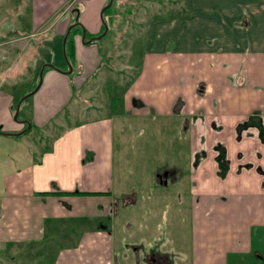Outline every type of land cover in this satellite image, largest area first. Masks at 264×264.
Listing matches in <instances>:
<instances>
[{
  "label": "crops",
  "instance_id": "obj_1",
  "mask_svg": "<svg viewBox=\"0 0 264 264\" xmlns=\"http://www.w3.org/2000/svg\"><path fill=\"white\" fill-rule=\"evenodd\" d=\"M69 1L58 0L56 6L47 7L45 0H0L2 130L13 126L10 109L17 78L32 73L34 57L43 59V43L50 44L53 37L57 48L70 22L67 11L79 10L85 32L96 34L100 30L99 12L106 0H72L77 2L72 9ZM128 1L117 0V4L125 7ZM155 3V8L176 15L154 20L161 23V30L150 36L142 66L123 93L121 109L113 112L119 118L128 114L135 119L151 116L164 121L161 131L169 156L177 161L157 167L152 175L154 185L148 191L152 193L146 194L151 200L149 214L139 217L136 211L144 202L137 189L114 190V131L117 126L122 133L125 120L113 123L108 116L72 124L70 130L69 125L54 135L48 148H39L38 159L2 177L0 264H137L139 252L144 250L138 235L125 241L126 261L120 263L110 255L115 225L110 228L97 222L103 216L112 220L113 213L123 218L121 224L139 231L154 230L160 236L189 230L191 250L196 253L192 264H229V255L240 256L235 264H264L260 249L264 239V0ZM36 6H41L46 17L49 13H53L52 18L61 13V17L51 18L46 28L31 32L27 18H34ZM47 33L50 39L45 38ZM33 39L39 41L37 56ZM79 39L81 32L73 39L80 72L71 81L82 89L93 78L87 76L93 68L91 74L99 72V54L94 47L80 46ZM19 59L27 60L24 71H20L23 66L17 68ZM61 78L67 81L50 73L48 84ZM39 91L34 95L45 92L40 100L45 103L34 102L31 112L37 125H42L49 117L45 107L57 93L52 86L48 93L42 86ZM135 105L142 109L135 111ZM254 120L256 124L243 129L238 139L239 126ZM14 125L18 128L13 131H19L21 125ZM239 140L242 142L235 145ZM217 144L225 149L223 176L219 172L224 167L219 169L214 150ZM182 168L191 172L187 183ZM162 170L170 174L166 185L155 179ZM181 205L191 206L190 215L179 214ZM164 246L163 250L150 251L163 255L168 263V253L175 247L169 238L155 247ZM129 255L133 261L127 262Z\"/></svg>",
  "mask_w": 264,
  "mask_h": 264
},
{
  "label": "rangeland",
  "instance_id": "obj_2",
  "mask_svg": "<svg viewBox=\"0 0 264 264\" xmlns=\"http://www.w3.org/2000/svg\"><path fill=\"white\" fill-rule=\"evenodd\" d=\"M5 1L9 2L10 0H4V2ZM45 1L48 2L47 7H54L57 5L55 1L58 0ZM71 1L72 0H70L69 3ZM157 1L160 2L162 0ZM135 2L137 11L132 14L131 25H129V22L128 25H124L123 28L118 26L119 21L122 19L120 16H122L124 13L123 9H125V7L122 4L118 5L117 0H115L112 11H114L116 14L114 13L115 19L110 25V33L103 39L101 38L98 41H93L90 45H83L79 39L78 43L80 46L83 45L82 47L84 48L94 47L95 52L99 54L97 55L99 59L97 72H99L97 75L91 74L94 70L93 68L92 72L90 73L91 75H87L93 78H89V82L86 83L85 87L82 89L77 88L74 85L75 83L71 81V78L75 75L77 76V73L80 72V64L77 62L73 63V67L71 66L73 72L71 71L70 74L63 73L68 71V66L64 60L61 50L62 39L59 45L57 44L56 48V45L52 43L54 38L52 37L50 39L51 35H49V33L46 34L45 38L50 39V41H48L50 44L43 43L42 45L41 49L43 59L34 57L33 61L31 60L33 65L32 73L25 72L24 76L17 78L19 86H15L16 88L13 89V94L14 96H17L22 91L28 90L31 87L32 82L33 84L35 80L38 82L37 76L40 67L47 63L53 64L57 69H59V71L51 68H45L42 75V85L40 86H42L43 89L45 88L46 92L49 91V88L52 86L53 90L57 93V96L54 101L49 102L48 106L45 107L48 109L49 117L44 119L42 124L44 126L37 125V123L34 121L31 112V106L34 102L45 103L44 99L40 101L41 98L45 96V92H42L38 97H36L34 94L39 91L38 89L33 94L34 96L32 95L29 97V99L25 100L20 107L18 114L19 120H30L35 125L41 126L43 130L41 129L39 131L35 128L30 129V125L29 130L20 136L0 135V186L2 184L1 180L5 172H10L11 170L18 168L20 165H24L26 163L30 164L35 161V159H38L40 153L39 148H42L43 146L48 148L52 143V138L54 135H59L64 130L66 131L67 126L70 125L68 128L70 130L71 127L73 128V126H71L72 124L84 123L85 121L96 118L109 116L111 119L113 118V123H117L120 121V118H122L125 120V130L121 131L122 133H120V130H118V127L116 126L114 131V156L112 169L114 190L119 189L123 190L124 192H133L132 188L137 189L138 193L144 196V202L140 203L139 206L141 207H137L136 211L139 212V217H142L143 215L147 217L151 207V200L148 201L146 199V194L152 193L151 191L148 192L154 185V183H152V175L155 173L157 167H163L165 164L170 166L172 162H176L177 160L172 159L173 155L171 157L169 156V145H167L168 142H166V139H164V133L161 131V128L164 124L163 119L156 118L153 120L151 116H141L135 119L134 116L128 114H123L119 118L116 113H113L117 112L116 110L120 108L119 105L118 107L114 105L113 98L118 96L120 97L121 94L126 92L127 88L131 85L132 81L138 74L140 66H142L143 54L141 55L138 51L143 50L144 53V49L148 44L147 42L150 36L155 35L156 32L161 30L160 22L153 20V22L150 23L152 20L151 18H154V14L157 12V9H155V0H135ZM76 5L77 2L72 1L71 7L69 8H75ZM40 8L41 6H36L33 19H30L29 16L27 18V29L31 32L37 31L39 28H46V26L50 24V19L52 18L53 13H49V17H46V12H42ZM71 11L72 10L67 11L66 13V15L69 14L68 16L70 17V22L74 16V13L70 14ZM59 17H61V13H56L52 19ZM9 19L10 17L7 15V20ZM30 23H32V25H29ZM146 24L147 27L145 28ZM138 27L140 29L139 34L132 38V36L135 35ZM134 30L135 32H133ZM164 31L165 29L162 30V33ZM162 33L161 36H165ZM38 42L39 41L33 39V46L35 48H37ZM132 43L133 45L131 47ZM17 46L21 47L22 45L20 42H18ZM39 48L40 46H38L37 50H34V56L39 55ZM21 54L22 53L19 52V55ZM18 64L20 66L17 65V68L22 69L23 66V69L20 71H24V65L27 64V60L19 59ZM50 73L57 78L59 76L66 77L67 81L64 83V80L61 78L56 81L51 80L50 84H48V77ZM19 78L21 79L20 81ZM25 79H27L26 83ZM130 95L128 96L130 97ZM133 109L135 111H139L142 109V107L139 108L135 105ZM46 112L44 111L43 114H46ZM43 114L40 118H43ZM12 121L13 126H6L5 132H15L13 130H17L18 127L14 125L17 122L14 121L13 118ZM20 125L19 131H22L25 128H23L25 125ZM241 142L242 141L240 140L235 141V145H238ZM164 146L167 147L166 151L164 150ZM182 171H184L183 180L185 183H187L188 176L191 174V172L188 173L183 168ZM140 186L142 187L141 189L143 192L139 191ZM119 208H123V206H119ZM178 212L181 215H185L184 212H187V214L190 215L191 206L189 207V205H181L178 207ZM132 214L133 213L130 215ZM111 217L112 220H109V216H103V219H99L97 223H101L103 225L107 224L110 228L115 225L113 231V249L110 252V255L114 254L118 262L122 263L123 260L126 261L124 257L125 241H127L128 238H133L134 236L138 235L144 250L139 252L140 261L137 264H148L149 262L146 260V258H148V255H150L151 251L156 252L166 248V246L161 247V249L159 247H155L156 244L162 243L164 238H169L172 241V245H174L175 249L172 253H168V263L163 261L159 264H192V256L196 253H193L191 250V235L189 230H185L183 234L178 233L172 237L160 236L159 233L154 230L139 231L138 229H135L134 226H128V224H125V222L121 224L123 218H121L120 215L113 213ZM179 231L180 230H178V232ZM260 249H263L264 251V239L261 240ZM114 256L111 257L112 260ZM239 257L240 256L229 255L228 258L231 259L229 264H235ZM130 261H133V258H131L129 255L127 262ZM195 264L198 263L195 262Z\"/></svg>",
  "mask_w": 264,
  "mask_h": 264
},
{
  "label": "trees",
  "instance_id": "obj_3",
  "mask_svg": "<svg viewBox=\"0 0 264 264\" xmlns=\"http://www.w3.org/2000/svg\"><path fill=\"white\" fill-rule=\"evenodd\" d=\"M107 1L108 0H106L105 1V3H104V5L107 3ZM154 1V0H153ZM115 3V0L113 1V3H112V5L109 7V8H107L105 11H104V13H103V18H104V20H105V22H106V24H107V26H108V31H107V33H106V35L105 36H103L102 37V39L103 38H105L109 33H110V25L113 23V21H114V19H115V12L114 11H112V7H113V4ZM135 0H129L127 3H125V12L123 13V15L122 16H120L122 19H121V21H119V25L118 26H120L121 28H123V26L125 25V26H127L128 25V23H129V25H131L132 23H131V21H132V14H134L136 11H137V8L135 7ZM167 3V2H166ZM155 9H157V8H155ZM157 12L154 14L155 16H154V18L152 17L150 20V23L153 21V20H155V19H168V18H170L171 16H175L176 15V13H173V12H170L169 10H167V9H160L159 10V7H158V9L156 10ZM74 13V14H73ZM72 14L74 15L73 16V19H72V21L71 22H69V24H68V26L70 25V24H72L73 22H74V17H75V15H76V13H75V10H74V12H73ZM115 13V14H114ZM78 21H80L79 20V18H78ZM149 21V20H148ZM149 23V24H150ZM67 26V27H68ZM149 26V25H148ZM147 27V24H146V26H145V28ZM145 28H144V30H145ZM139 27H138V29L136 30V32H135V30L133 31V32H135V35H133L132 36V38H134V37H136L138 34H139ZM80 28L79 27H75V28H73V29H71L70 30V33H69V35H68V38H67V41H66V45H65V51H66V57H67V60L70 62V64H71V66L73 67V63H75V54H74V42H73V38H74V36H77V35H79L80 34ZM103 32V26H102V24H100V30L98 31V33H96V34H91V33H89V32H87L86 31V37H85V40H87V39H90L91 37H94V36H97V35H99L100 33H102ZM128 35V34H127ZM132 45H133V43L131 44V47H132ZM58 48H59V46H58ZM134 49V48H133ZM138 52H140V54L142 55L143 54V50H141V51H138ZM72 72H73V70H72ZM38 77V76H37ZM30 79V78H29ZM35 82H36V80H35ZM34 82V84H33V82L31 83V87L28 89V90H24V91H22L21 93H19L17 96H14L13 97V102H12V108L10 109V114H11V116H12V114H13V111H14V108H15V105H16V102L18 101V99L22 96V95H24L26 92H28V91H31L34 87H35V85H36V83ZM133 82V81H132ZM86 85V84H85ZM85 85H83V87L82 88H84L85 87ZM41 87V86H40ZM40 89V88H39ZM122 95V96H121ZM120 95V97L118 96V97H114L113 98V103H114V105H116V107H118V105H120L119 103H121V101H123V94H121ZM29 99V98H28ZM27 100V99H26ZM24 103V102H23ZM117 111V110H116ZM19 119V118H18ZM30 121V120H29ZM253 123H255V120L253 121V122H250V123H246V124H242V125H240L239 126V130H243V129H246V128H249ZM256 124V123H255ZM30 125H31V128L30 129H32V128H35L36 130H39L40 131V129L39 128H37V127H35V125L30 121ZM25 126H23V128H24ZM1 130H2V127H1ZM3 131V130H2ZM264 140V139H263ZM214 150L216 151V160H217V164H218V166H219V169H221V167H224V170H221V172H219V175H221V176H223L224 175V173H225V171H226V167H227V160H226V157H225V149H224V147H223V145L222 144H217V145H215V147H214Z\"/></svg>",
  "mask_w": 264,
  "mask_h": 264
},
{
  "label": "water",
  "instance_id": "obj_4",
  "mask_svg": "<svg viewBox=\"0 0 264 264\" xmlns=\"http://www.w3.org/2000/svg\"><path fill=\"white\" fill-rule=\"evenodd\" d=\"M113 3V0H108L107 3L102 7V9L100 10L99 12V19L102 23V26H103V32L100 33L99 35L97 36H94V37H91L90 39H87L85 40V37H86V32H85V29L83 27V25L78 21V17H79V10L78 9H74L75 10V18H74V22L72 24H70L67 29H66V32L62 38V41H61V50H62V54H63V57H64V60L66 61V64L68 66V71L67 72H63V73H66V74H70L71 71H72V67H71V64L69 63V61L67 60V57H66V51H65V45H66V41H67V38H68V35L70 33V30L75 28V27H79L80 28V31H81V42L84 44V45H90L92 44L93 41H98L100 40L103 36L106 35L107 31H108V26L103 18V13L104 11L109 8ZM45 68H51V69H55L57 71H59V69H57L53 64H43L41 67H40V70L38 72V82L36 84V86L31 90V91H28L26 92L24 95H22L18 101L16 102V105H15V108H14V111H13V114H12V118L14 121H16L17 123L19 124H24L25 125V128L22 130V131H17V132H5V131H2L1 130V126H0V135H4V136H20L22 134H24L25 132H27L30 128V123L28 120H19L18 119V114H19V111H20V107L22 105V103L28 99L29 97H31L40 87L41 83H42V75H43V71ZM13 106H11L12 108ZM159 184H162V185H166V179L164 180H161L159 182Z\"/></svg>",
  "mask_w": 264,
  "mask_h": 264
},
{
  "label": "flooded vegetation",
  "instance_id": "obj_5",
  "mask_svg": "<svg viewBox=\"0 0 264 264\" xmlns=\"http://www.w3.org/2000/svg\"><path fill=\"white\" fill-rule=\"evenodd\" d=\"M248 128H246L245 130H247ZM241 132L242 130H239V128L237 129V138L240 139L241 137ZM263 175H264V172H263ZM170 176L169 172L168 171H160L158 173H156L155 175V179L157 180V182L159 183L161 180H164L166 179V184H167V181H168V177ZM146 260L148 262H153V264H159L160 262H163L164 260V257L163 255H160V254H157V256H155L154 253L150 252V255H148V258H146ZM149 264V263H148Z\"/></svg>",
  "mask_w": 264,
  "mask_h": 264
}]
</instances>
